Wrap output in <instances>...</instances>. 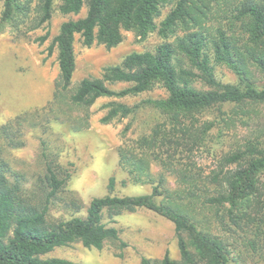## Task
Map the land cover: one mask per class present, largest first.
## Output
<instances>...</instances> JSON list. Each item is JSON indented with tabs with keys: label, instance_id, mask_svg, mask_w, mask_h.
I'll return each mask as SVG.
<instances>
[{
	"label": "trees",
	"instance_id": "trees-1",
	"mask_svg": "<svg viewBox=\"0 0 264 264\" xmlns=\"http://www.w3.org/2000/svg\"><path fill=\"white\" fill-rule=\"evenodd\" d=\"M57 2H61L59 10L64 15H80L84 8L86 15L62 23L53 40L58 50L60 75L52 101L0 127V142L8 148L24 145L23 130L27 127L47 131L52 121L71 122L74 111L88 110L99 99L139 96L160 85L168 97L147 100L143 105L165 114L172 128L158 127L151 135L119 149L120 167L134 183L145 184L150 177L146 172L150 157L166 164L162 155L170 152H164L162 147L168 143L180 147L181 140L197 144L204 132L195 127V114L226 104L264 105V87L256 86L250 70L254 67L264 76V0H39L34 18L31 0H4L0 33L10 26L16 36H27L51 21ZM167 5L172 9L158 26L162 8ZM212 19H222L226 27L212 34L207 27ZM124 31L134 32L142 41L158 31L164 42L155 51L131 53L120 65L106 68L98 78L83 79L68 96L77 67L76 36H80L86 47L98 44L112 49L122 43ZM48 37L49 34L36 41L43 44ZM172 37L175 39L170 41ZM210 53L215 64L229 68L238 76V84H222L216 79ZM198 80L211 89L196 90L193 84ZM116 84L130 87L111 90L110 86ZM140 107L112 102L101 121L109 124L127 118ZM79 119L80 124L74 127L78 132L88 127L89 121L88 116ZM249 153L255 156L250 158ZM224 163L236 165V169L213 177L212 181L220 184L222 190L217 197H206L203 205L226 209L227 216L238 225L252 208L262 209L264 152L251 146L248 152L238 150L229 154ZM6 170L5 162L0 161V264H76L49 255L75 243L102 250L107 242L120 241L119 230L107 226L105 215L113 219L124 212L142 209L174 225L180 261L172 259L167 252L161 261L142 258L141 264H231L220 239L201 231L179 209L158 201L167 193L160 185L162 179L149 194L119 197L111 195L115 189L111 178L109 194L94 198L85 217L50 221L52 206L63 201L61 194L70 171L54 159L49 160L38 185L39 194L28 198L19 182L8 181ZM190 180L192 185L194 176L184 178V182ZM190 197H196L194 192ZM66 203L77 211L82 208L75 199Z\"/></svg>",
	"mask_w": 264,
	"mask_h": 264
},
{
	"label": "rangeland",
	"instance_id": "rangeland-1",
	"mask_svg": "<svg viewBox=\"0 0 264 264\" xmlns=\"http://www.w3.org/2000/svg\"><path fill=\"white\" fill-rule=\"evenodd\" d=\"M31 1V15L34 18L39 0ZM60 4L56 3L48 24L25 37L16 36L10 26L0 33V127L9 124L20 114L42 109L54 97L60 71L58 50L53 46V40L59 34L62 23L82 18L87 12L84 8L80 15H64L59 10ZM3 6L4 0H0V21ZM171 9V5L162 8L158 26ZM207 27L212 34H216V30L225 28L226 23L222 19H212ZM47 34L49 37L45 43L36 41ZM182 34L179 33L180 36ZM174 39L172 37L170 41ZM163 42L158 31L143 41L134 32L124 31L122 43L108 49L98 44L86 47L80 36H76L77 67L68 96L83 79L98 78L106 68L120 65L131 53L155 51ZM210 58L219 82L231 85L239 83L233 71L215 64L211 53ZM250 70L256 86L264 87V76L254 67ZM128 87L129 84H116L111 85L110 89L119 91ZM193 87L201 91L211 89L200 80ZM167 97L166 90L155 85L139 96L99 99L88 110L74 111L71 122L52 121L47 131L43 128H25L21 148L11 149L0 142V161L6 164V178L11 184L19 182L24 195L32 198L39 194L38 185L46 174L49 160L54 159L67 168L70 178L61 194L63 201L52 206L50 221L85 217L94 198L109 194L108 181L111 178L115 183L111 195L119 197L149 194L162 179L160 185L167 193L158 201L179 209L201 231L220 239L228 250L231 264H264V175L261 178V211L252 208L238 225L227 216L226 209L203 205L206 197H217L222 190L220 184L212 181L213 177L236 169V165L224 163L226 156L238 150L248 152L251 146L264 152V105L226 104L195 114V127L204 132L200 134L197 144L181 140L182 145L176 147L168 143L162 147L164 152H170L162 155L166 164H160L150 157L146 171L150 176L149 181L145 184L134 183L120 167L119 149L142 136L151 135L158 127L172 128L165 114L143 105L147 100ZM112 102L141 107L127 118L104 124L101 120L109 111L107 105ZM87 116L88 127L75 131L74 127L81 122L79 118ZM249 156L255 155L249 153ZM188 175L194 176L192 185L191 180L184 182ZM191 192L196 195L194 199L190 197ZM74 199L82 207L79 211L66 203ZM104 222L108 227L119 230L120 241L107 242L102 250L87 249L81 243H75L56 249L49 257L68 259L76 264H141L142 258L152 262L161 261L169 252L172 259L180 261L174 225L154 213L142 209L134 213L124 212L113 219L106 214Z\"/></svg>",
	"mask_w": 264,
	"mask_h": 264
}]
</instances>
